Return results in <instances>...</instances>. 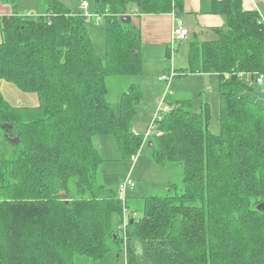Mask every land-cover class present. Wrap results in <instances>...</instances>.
<instances>
[{"label": "trees", "instance_id": "16d2710c", "mask_svg": "<svg viewBox=\"0 0 264 264\" xmlns=\"http://www.w3.org/2000/svg\"><path fill=\"white\" fill-rule=\"evenodd\" d=\"M7 1L13 12L0 16V80L36 93L38 103L13 106L0 92V264L96 262L124 250V264H264V211L257 209L264 104L246 96L250 79L264 76L259 13L241 0L213 2L224 26L214 40H192L187 66L173 72L217 75L220 131L209 129L208 102L194 110L189 98L167 94L170 110L147 146L157 167L180 166L181 181L166 195L142 197V216L128 220L123 236L113 221L129 210L127 197L97 182L103 158L93 138L113 136L122 160L138 156L144 133L132 122L143 94L128 85L116 110L108 78L143 72L140 29L130 16L180 17L183 0H94L104 61L86 30L96 19L87 21L83 10L45 0L34 18Z\"/></svg>", "mask_w": 264, "mask_h": 264}, {"label": "rangeland", "instance_id": "374dc122", "mask_svg": "<svg viewBox=\"0 0 264 264\" xmlns=\"http://www.w3.org/2000/svg\"><path fill=\"white\" fill-rule=\"evenodd\" d=\"M64 6L68 7L72 11L87 10L90 14L94 13V0H59ZM43 0H16L15 11L19 14L32 13V17L36 18L42 11ZM84 5L86 8H84ZM43 7V9H45ZM5 14V13H3ZM11 14V13H10ZM141 17L136 18L140 20ZM86 30L89 36L92 38L93 47L98 56L104 61V25L103 18L98 22L92 20L86 23ZM0 34V42H1ZM189 41V39H188ZM182 44L177 43L175 50L172 52L171 58L166 56L164 52H158L148 45L142 47V52L145 55V67L148 69L149 74L144 75V78L150 83L148 85V92L142 95V99L138 104L137 113L133 119L132 127L137 132L145 133L153 116L156 114L158 100L157 97L153 98V95L162 89V96L165 94L166 85L164 82L157 80V77L152 76L151 72L154 70L155 60L161 56L168 61V66L174 65L173 68H183V65H187L188 62L182 64L180 60H185L188 55V49L184 41ZM179 44V45H178ZM158 65V64H157ZM152 66V68H150ZM165 67L161 69L163 72ZM165 73L170 72L164 71ZM163 72V73H164ZM141 76H118L108 78V90L109 98L113 107L117 110L119 107V100L121 93L127 88L128 85L136 84L137 78ZM264 83V82H263ZM219 80L215 75H203L199 73H193L184 76H173L170 83V91L175 98H189L191 100V108L194 110L199 109L200 104L208 102L210 105V122L209 129L212 133L216 134L220 131L219 125ZM256 87V88H255ZM254 91L258 92L262 88L259 85H254ZM0 92L4 99L13 106H33L37 104L38 97L36 93H26L19 90L13 83L5 80H0ZM161 96V97H162ZM171 96V97H172ZM247 98L249 100L255 99L256 96L253 93L248 92ZM160 97V98H161ZM170 97V96H169ZM262 99V98H261ZM167 100V99H166ZM264 101V100H261ZM168 102L164 101L163 105ZM264 103V102H261ZM166 114L165 112H162ZM158 130V123L155 122V129L151 130L148 137L143 136L144 145L138 153L136 161L122 160L121 150L116 143V140L111 135L95 136L93 138V144L98 150L100 157L103 161L98 166L97 170V182L106 185L109 188H113L120 192L121 184H124L127 178L134 183L133 188L126 190L127 205L129 207L126 212V219L135 213V218L142 216V198L140 196L148 195H166L168 193V185L172 183H179L181 181V168L179 165L171 164L166 168L157 167L153 163L152 154L150 148L145 144L151 136ZM73 181V180H72ZM73 185V184H72ZM134 195H129L130 193ZM139 195V196H138ZM135 211V212H131ZM122 221L118 217V220L114 219L113 226L118 229L117 225L121 226ZM119 234L125 233L118 229ZM122 232V233H121ZM123 250V247H122ZM125 251V250H124ZM123 251V257H124ZM123 257L114 258L113 255H109L104 258L105 260L92 262L85 258L79 257L74 260V264H124ZM141 258V257H139Z\"/></svg>", "mask_w": 264, "mask_h": 264}, {"label": "crops", "instance_id": "0c3cea01", "mask_svg": "<svg viewBox=\"0 0 264 264\" xmlns=\"http://www.w3.org/2000/svg\"><path fill=\"white\" fill-rule=\"evenodd\" d=\"M39 1V0H38ZM215 0H183V13L180 17H177L175 14L172 13H165V14H133L129 18L131 22H133L135 25H137L140 29L141 39H142V47L151 45L152 50L156 49L158 52H164L166 56L171 58L172 55V45H171V39H172V29L175 23H178V21H181L183 23V26L189 29L190 34L188 38H186L184 41V44H186V48L188 45V42L196 39L198 41H206V40H214L217 38V28H222L224 26V18L218 14H214L211 12L212 4ZM242 1V7L244 10H256L261 18L264 21V0H241ZM43 6L41 13H44L46 11V8L43 9V7H47V2L43 0ZM133 10V9H132ZM132 10H129L128 13ZM12 7L8 3L7 0H0V16L7 15L12 13ZM5 13V14H3ZM39 13V14H41ZM141 17L140 20H137L136 18ZM2 39V38H1ZM189 39V41H188ZM177 42L179 44H182L181 42ZM174 48L176 47V44ZM178 44V45H179ZM143 53V52H142ZM145 55L143 53V72L139 79L137 78L136 86L142 91V94H146L148 92V85L150 84L145 78L144 75H148L149 71L145 67ZM182 64H185L187 61V57L185 60H180ZM158 64V65H157ZM154 70H152L151 74L152 76H156L157 80L158 77L161 74H164L166 70L173 68L174 65L168 66V61L164 59L161 54L158 59L155 60ZM150 66V68H152ZM165 67L164 73L161 72V69ZM187 65H183V67H186ZM175 69V68H173ZM203 75H216V74H210V73H199ZM138 76V77H139ZM217 76V75H216ZM218 78V77H217ZM251 80V79H250ZM159 81V80H158ZM248 81V79H247ZM264 82V81H263ZM256 83L254 82L251 84L253 87L255 84L259 85L262 89L258 92H255L254 88L250 93H253L255 99L254 101H257L259 103L264 102L261 100H264V83ZM150 87V85H149ZM162 89L155 93L153 95V98L157 97V100L159 101L160 97L162 96ZM173 97V96H172ZM262 98V99H261ZM38 103V101H37ZM264 104V103H262ZM37 105V104H36ZM133 128V127H132ZM136 131V129L134 128ZM149 141V139H148ZM148 141L145 144H148ZM150 146V145H149ZM129 195H134V193H130ZM128 194H126V197ZM139 196V195H138ZM145 196H140V198ZM135 250L139 249V243L136 242L133 243ZM119 257V256H118ZM122 257V256H120ZM125 263V259H124Z\"/></svg>", "mask_w": 264, "mask_h": 264}, {"label": "built area", "instance_id": "2783aa9c", "mask_svg": "<svg viewBox=\"0 0 264 264\" xmlns=\"http://www.w3.org/2000/svg\"><path fill=\"white\" fill-rule=\"evenodd\" d=\"M84 8H86V6L84 5ZM172 14L174 15V12H172ZM85 16L87 18V21H89L92 17H94L96 19V21L98 22L100 19H101V16L98 15V14H90L87 10L85 11ZM190 34V31L188 28H186L185 26H183V23L181 21H178V23H175V25L173 26V29H172V39H171V45H172V52L175 50L174 46H175V43L177 42H180L182 40H185L186 38H188ZM173 68L170 69V72L169 74L168 73H164V74H161L159 77H158V80L160 82H164L165 85H166V91H165V94L159 99L158 101V106H157V111H156V114L153 116L146 132L143 134L145 137H148L150 135V132L151 130H154L155 129V122L158 123V121H160L162 119V116L164 115L162 112H169L170 110V105L168 104V102H166L164 105H163V102L166 101V96L167 94H171V91H170V83H171V79L172 77L174 76V72H173ZM264 80V76L262 74L256 76V78L253 80H250L249 82V85L253 84L254 82L256 83H262ZM156 133H160L157 132ZM132 161H136L137 159V155H133L131 156L130 158ZM134 187V183L130 180V178H127L126 182L124 184H121L120 186V196L122 198L125 197V193H126V190L128 188H133ZM126 212H128L126 209L123 210V213H122V217H121V221H122V224L120 226V228L122 230H125L126 228V224L128 222V220L126 219ZM135 216V213H133L131 215V217H129V219H131L132 217Z\"/></svg>", "mask_w": 264, "mask_h": 264}, {"label": "water", "instance_id": "95a60500", "mask_svg": "<svg viewBox=\"0 0 264 264\" xmlns=\"http://www.w3.org/2000/svg\"><path fill=\"white\" fill-rule=\"evenodd\" d=\"M257 209H258L259 211H264V203L259 204V205L257 206Z\"/></svg>", "mask_w": 264, "mask_h": 264}]
</instances>
